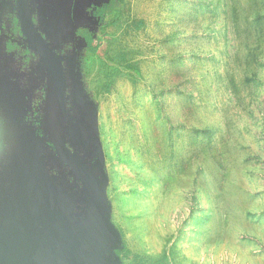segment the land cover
<instances>
[{"label":"rangeland","instance_id":"1","mask_svg":"<svg viewBox=\"0 0 264 264\" xmlns=\"http://www.w3.org/2000/svg\"><path fill=\"white\" fill-rule=\"evenodd\" d=\"M62 1L43 0L37 21L66 41L81 157L102 154L111 264H264V0ZM80 26L105 33L103 54ZM17 97L6 109L19 114ZM39 97L0 124L52 149Z\"/></svg>","mask_w":264,"mask_h":264},{"label":"water","instance_id":"2","mask_svg":"<svg viewBox=\"0 0 264 264\" xmlns=\"http://www.w3.org/2000/svg\"><path fill=\"white\" fill-rule=\"evenodd\" d=\"M23 5L25 34L45 63L43 118L52 122L53 148L19 124L0 132V264H111L105 185L97 176L100 148L91 164L81 157L82 149L84 155L91 152L81 132L68 126V83L61 57L54 52L57 47H49L37 34L25 0ZM72 131L76 136L70 138ZM81 194L84 215L73 213Z\"/></svg>","mask_w":264,"mask_h":264},{"label":"flooded vegetation","instance_id":"3","mask_svg":"<svg viewBox=\"0 0 264 264\" xmlns=\"http://www.w3.org/2000/svg\"><path fill=\"white\" fill-rule=\"evenodd\" d=\"M25 1L28 7V15L37 34L49 47H57L54 52L61 57L60 50L64 47L66 41L64 38L63 40L61 39L60 34H57V44L55 46L51 45L47 41L46 31L39 26L37 21L39 18L38 9L45 2L43 0ZM23 6V0H0V117L2 115L10 117L19 114L28 115L29 111L32 112L36 107L34 101L36 94H39L41 101L46 97L45 63L38 49L28 40L25 34L22 20V17H24ZM73 20L74 24L78 23V19L75 16H73ZM37 26L40 27L41 33ZM93 31H90L87 26H80L76 33V38L84 39V34ZM28 63L30 64L27 65ZM31 64L36 71L38 70L36 80L34 79V73L29 70ZM62 66L65 68L63 61ZM42 75L45 76V87L38 89V82ZM18 95L22 101V109L19 114L16 113V110L6 109V107H10L11 101L19 100ZM7 129L2 127V125L0 126V132H4Z\"/></svg>","mask_w":264,"mask_h":264},{"label":"trees","instance_id":"4","mask_svg":"<svg viewBox=\"0 0 264 264\" xmlns=\"http://www.w3.org/2000/svg\"><path fill=\"white\" fill-rule=\"evenodd\" d=\"M106 35L104 32L93 31L88 34H84V41L91 54L101 55L103 54L106 46Z\"/></svg>","mask_w":264,"mask_h":264}]
</instances>
